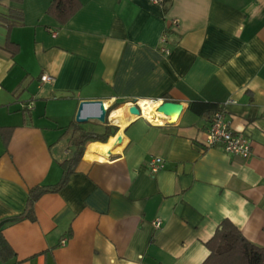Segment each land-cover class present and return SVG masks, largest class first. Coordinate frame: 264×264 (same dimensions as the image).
Segmentation results:
<instances>
[{
    "label": "crops",
    "instance_id": "crops-1",
    "mask_svg": "<svg viewBox=\"0 0 264 264\" xmlns=\"http://www.w3.org/2000/svg\"><path fill=\"white\" fill-rule=\"evenodd\" d=\"M51 1L0 0V15L22 11L9 28L0 20V222L15 264H201L223 219L264 246V0H78L64 23ZM82 99L123 102V130L108 123L118 143L88 141L31 220L28 189L60 180L80 129L102 130L75 121ZM132 99L182 110L150 123L131 117ZM193 101L223 104L251 155L206 146L211 110ZM153 157L164 161L154 173Z\"/></svg>",
    "mask_w": 264,
    "mask_h": 264
},
{
    "label": "trees",
    "instance_id": "trees-1",
    "mask_svg": "<svg viewBox=\"0 0 264 264\" xmlns=\"http://www.w3.org/2000/svg\"><path fill=\"white\" fill-rule=\"evenodd\" d=\"M21 2V0H16ZM80 2L78 0H52L46 9V13L55 19L59 23H64L72 14L79 8ZM14 20H11V15H0L1 21L7 22V27H11L16 23H20L22 20V11L19 10L17 14H13ZM5 48L12 54L18 51V45L7 41ZM137 99H132L131 102ZM122 101L115 102L108 107L110 109L121 107ZM119 104V105H118ZM189 107L197 112L210 111L211 115L214 110L220 107L218 104H212L209 102H190ZM211 117V116H210ZM74 125H76L74 123ZM117 127L115 125L108 124L105 121L102 130H84L80 129L72 138L74 150L70 157L60 162L61 177L60 180L53 185H35L28 189V197L26 203L25 217L34 220L33 204L44 193L56 192L67 182V178L71 172L74 171L77 163L79 162L84 146L88 141H100V144H106L110 137L115 134ZM4 141L7 140V136L4 134ZM3 223L0 222V264H15L16 261L14 250L7 242L6 238L2 234ZM206 247L208 248L207 257L201 262V264H264V246L256 245L248 241L239 231V229L232 224L228 219H223L214 231L213 235L206 241ZM12 261V262H11Z\"/></svg>",
    "mask_w": 264,
    "mask_h": 264
},
{
    "label": "built area",
    "instance_id": "built-area-1",
    "mask_svg": "<svg viewBox=\"0 0 264 264\" xmlns=\"http://www.w3.org/2000/svg\"><path fill=\"white\" fill-rule=\"evenodd\" d=\"M150 1L153 3H159L161 0H150ZM175 24L176 22L172 20L171 25L174 26ZM166 42H167V35L165 31L160 36L159 51L168 55L170 53V49L166 45ZM39 79L41 82H51L54 80V77L48 74H41ZM138 101L139 100H136L134 102H129L128 106L134 104L139 108L141 112V107ZM150 101H157L159 105L164 100L159 99V100H150ZM226 102H232V100H228ZM128 106H127V111H128ZM156 107H155V112H157ZM162 116L163 118H167L163 114ZM148 121L150 123H154L151 122L150 120ZM205 145L208 147H219L226 152L237 154L244 159L248 158L251 155L250 140L242 132H235L231 128L230 122L228 121V119H226L225 112L223 110V104L220 105L219 108L214 110L210 117L209 126L206 131ZM163 163L164 161L162 158L153 157L149 163V171L152 173L158 171L160 168H162ZM152 224L156 228L159 227L161 225V219L158 218L154 220ZM63 241L64 240H61V242Z\"/></svg>",
    "mask_w": 264,
    "mask_h": 264
},
{
    "label": "water",
    "instance_id": "water-1",
    "mask_svg": "<svg viewBox=\"0 0 264 264\" xmlns=\"http://www.w3.org/2000/svg\"><path fill=\"white\" fill-rule=\"evenodd\" d=\"M108 107L101 99H82L77 107L75 121L84 123L88 120H95L101 124H105L108 116ZM181 110L182 104L171 100H164L156 107V111L166 117H171L172 114L178 115ZM128 112L137 116L140 115L139 108L134 104L128 106Z\"/></svg>",
    "mask_w": 264,
    "mask_h": 264
},
{
    "label": "bare ground",
    "instance_id": "bare-ground-1",
    "mask_svg": "<svg viewBox=\"0 0 264 264\" xmlns=\"http://www.w3.org/2000/svg\"><path fill=\"white\" fill-rule=\"evenodd\" d=\"M138 103H139V105L141 107L140 116H144L146 119L150 120L151 122H160L159 119L156 116H158V117L159 116L163 117V116H162V114L160 112H155V107L158 105L157 101L139 100ZM119 113H120V109L119 108L113 109L111 111V113H110L109 118L113 122H117V124L119 126V129L121 130L124 127V125L126 124V121L124 119L125 117L124 118L122 117L120 119L116 118V116ZM174 115L175 114H172L171 116H174ZM131 117L134 118V117H137V115L131 114ZM131 117H129V118H131ZM118 136H119V132H116V134L111 139V142H110L111 148L109 149L108 152H110L112 150V148L115 146V144L118 143Z\"/></svg>",
    "mask_w": 264,
    "mask_h": 264
},
{
    "label": "rangeland",
    "instance_id": "rangeland-1",
    "mask_svg": "<svg viewBox=\"0 0 264 264\" xmlns=\"http://www.w3.org/2000/svg\"><path fill=\"white\" fill-rule=\"evenodd\" d=\"M118 105H119V104H118ZM116 106H117V105H116ZM116 106H114V107H116ZM114 107H113V108H114ZM113 108H112V109H113ZM119 109H120V113L116 116V118H117V119H120V118H122V117L124 118V110H125L124 106L119 107ZM111 111H112V110L110 109L109 114H108V116H107V120H106L107 123L113 122V121L109 118ZM84 123H85V122H84ZM79 124H81V123H79ZM82 124H83V123H82ZM115 133H116V132H115Z\"/></svg>",
    "mask_w": 264,
    "mask_h": 264
}]
</instances>
